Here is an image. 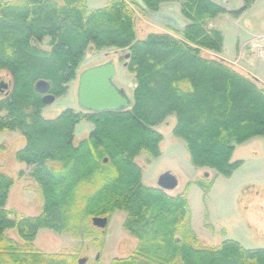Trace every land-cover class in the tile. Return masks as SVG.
Here are the masks:
<instances>
[{
	"label": "trees",
	"instance_id": "obj_1",
	"mask_svg": "<svg viewBox=\"0 0 264 264\" xmlns=\"http://www.w3.org/2000/svg\"><path fill=\"white\" fill-rule=\"evenodd\" d=\"M170 1L181 4L189 19L185 28L141 35L127 0L96 8L88 0H0V71L11 78L0 95V132L23 135L16 157L30 169L21 175L31 177L43 196L36 216L8 208L15 179L0 170V264H79L75 250L39 249V230L83 238L96 227L94 217L109 219L117 210L126 213L123 228L137 245L109 264H264V248L233 239L201 244L187 195L194 183L209 193L217 176L229 177L243 164L233 159L237 146L264 138V82L217 56L224 36L209 21L227 12V0H142L151 11ZM243 2L232 14L254 0ZM108 48L129 54L126 67L136 80L131 106L103 112L66 108L45 117L37 82L45 80L50 94L64 95L85 58ZM171 116L193 166L215 172L209 179L203 173L177 194L145 184L136 160L143 152L161 155L163 134L156 126ZM82 120L94 128L75 144Z\"/></svg>",
	"mask_w": 264,
	"mask_h": 264
},
{
	"label": "rangeland",
	"instance_id": "obj_2",
	"mask_svg": "<svg viewBox=\"0 0 264 264\" xmlns=\"http://www.w3.org/2000/svg\"><path fill=\"white\" fill-rule=\"evenodd\" d=\"M104 4V0H91L89 7L96 8ZM257 4V8L263 7L261 11H264V0H258ZM221 24H225L226 28L231 26L224 20ZM126 54V50L116 48L90 53L83 61L68 92L47 104L43 108V115L54 118L66 108L79 111V74L92 65L110 60L114 61L117 68L115 84L123 88L133 100L136 80L124 65ZM0 76L6 82L11 80L5 71H0ZM175 122V116H171L166 122L156 126L163 134L162 153L159 157L149 158L143 152L136 158L143 166V181L148 186L158 187L159 177L167 171L177 177L178 186L169 191L171 194L185 190L188 183L195 182L203 173H209L208 179L215 176L213 170H201L193 166L186 142L173 133ZM93 128V123L86 120L78 123L75 144L86 138ZM256 139L236 148L233 158H241L244 160L243 164L229 177L218 176L209 193L205 194L195 183L190 184L187 195L192 212V226L201 244L213 246L223 240L233 239L246 248H264V138L259 136ZM25 142L19 131L0 132V170L15 179L7 207L17 210L20 215L36 216L42 211L43 196L38 184L31 177L27 174L21 175V171L30 168L16 157L17 151ZM125 215L122 210L115 211L109 217L105 228L93 226L83 238L71 232L57 233L50 229H40L35 245L45 252L75 250L79 254L78 259H86L84 264H109L115 257L132 253L137 245V239L123 228ZM102 240L103 245L100 248Z\"/></svg>",
	"mask_w": 264,
	"mask_h": 264
},
{
	"label": "crops",
	"instance_id": "obj_3",
	"mask_svg": "<svg viewBox=\"0 0 264 264\" xmlns=\"http://www.w3.org/2000/svg\"><path fill=\"white\" fill-rule=\"evenodd\" d=\"M108 1L104 0V3ZM127 1L131 3L137 14L141 35L149 29L180 33L189 23V19L182 13L181 4L177 1L164 2L157 11L147 9L142 0ZM227 1L224 4L227 12L209 21V25L219 28L224 36L223 52L217 56L230 62L238 59L243 72L250 73L264 82V11H261L263 7L257 8L258 0H254L242 13L234 15L232 11L240 9L244 2L243 0ZM90 2L91 0H88L89 4ZM223 20L225 23L228 21L231 26L226 28L225 24H221ZM255 140L256 137L242 145Z\"/></svg>",
	"mask_w": 264,
	"mask_h": 264
},
{
	"label": "water",
	"instance_id": "obj_4",
	"mask_svg": "<svg viewBox=\"0 0 264 264\" xmlns=\"http://www.w3.org/2000/svg\"><path fill=\"white\" fill-rule=\"evenodd\" d=\"M129 54H126V59ZM126 66V63H125ZM117 74V68L113 60L106 61L84 69L78 78V102L80 109L87 112L120 111L131 106L132 100L125 90L117 86L114 78ZM9 82H6L0 76V95L6 93L9 88ZM36 89L43 94V102L51 104L56 96L49 93L50 84L41 80L37 82ZM208 172L205 173L208 176ZM177 177L167 171L161 174L158 180V186L166 191H172L178 186ZM93 224L99 228H105L108 224L107 217H94ZM86 259H79V264H84Z\"/></svg>",
	"mask_w": 264,
	"mask_h": 264
},
{
	"label": "built area",
	"instance_id": "obj_5",
	"mask_svg": "<svg viewBox=\"0 0 264 264\" xmlns=\"http://www.w3.org/2000/svg\"><path fill=\"white\" fill-rule=\"evenodd\" d=\"M232 64L236 65V66H240V61L238 59L232 61Z\"/></svg>",
	"mask_w": 264,
	"mask_h": 264
}]
</instances>
